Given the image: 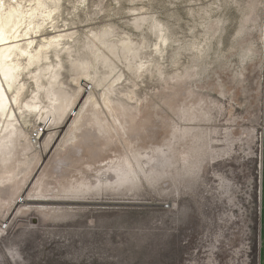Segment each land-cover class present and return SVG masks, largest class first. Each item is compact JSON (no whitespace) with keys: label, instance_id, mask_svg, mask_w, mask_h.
<instances>
[{"label":"rangeland","instance_id":"374dc122","mask_svg":"<svg viewBox=\"0 0 264 264\" xmlns=\"http://www.w3.org/2000/svg\"><path fill=\"white\" fill-rule=\"evenodd\" d=\"M45 1L32 35L65 34L45 47L62 84L23 73L22 126L0 149V264H255L264 0ZM95 171L124 192L23 200Z\"/></svg>","mask_w":264,"mask_h":264},{"label":"bare ground","instance_id":"6f19581e","mask_svg":"<svg viewBox=\"0 0 264 264\" xmlns=\"http://www.w3.org/2000/svg\"><path fill=\"white\" fill-rule=\"evenodd\" d=\"M12 1H13V3L10 2V1H7V0H0V149H2L5 146L2 143L3 135L8 133V132L17 131V124H19V126H22V124L20 122L21 120L19 119V116H18L17 112L21 109V106L19 105L20 102H22L20 100V97H21V93H22L23 89L25 88V81H22L23 80L22 79L23 73H29L31 75L32 80L35 81L37 89L46 88V90H48V93H50V91H52L51 88L53 86L62 84L61 82L56 80L58 74L56 73V71H54V65L52 64L53 62L51 63L49 61L50 60L49 55H48L49 52H48V49L45 48V47H48V48L51 47V46H54V48L58 47V45L61 42V39L65 36V34L64 35H62V34L54 35V36H52L50 38L47 37L48 39L47 38H43V39L41 38L42 39L41 42L36 43V40H35V38H33L32 33L35 34L34 31H35V29L37 31V28L39 27L40 24L39 23L35 24L33 22V18L36 16V14H38L37 11H39V10L41 11L42 10L43 6L41 7V5H42L41 3H42V1L44 2V0H29V2L27 1L28 2V6H26L27 4L26 5H22L21 2H19V0L17 1L19 3H15L14 0H12ZM20 1H22V0H20ZM47 1L48 0H46L45 2H47ZM34 3L37 4V5H33ZM48 3H49V1H48ZM43 4H45V3H43ZM46 7H48V6L46 5ZM53 9L52 10H48V11L49 12L53 11ZM46 11H45V13L48 12V11L47 12ZM45 13L43 12L44 16H45ZM42 15H41V17H42ZM49 18H50V15H49ZM49 18H47V16L45 17V19H49ZM46 21H49V20H46ZM40 28H41V26H40ZM64 49L67 50V48H65V47H64ZM55 55L57 56L56 52H55ZM79 65L83 66V65H85V63L82 62ZM41 78H43L45 80L44 83L41 81ZM54 94L55 93H53V95ZM53 95L50 96V95L47 94L48 102L50 103L46 107L48 109L47 113H52V109H54L56 107L55 104H56V101L58 99L56 98L57 96H55V98H54ZM35 96H37V93L35 94ZM27 106H28V108L29 107H33L32 104H28ZM23 111H25V110H23ZM22 120H24V119H22ZM39 124H43L42 121ZM34 131H32V133H30V137L29 138H30V141L32 142V145L36 147L37 143H39V141L43 137L45 129L43 128L42 132H38V129L36 128V129H34ZM170 159L171 158H169V160ZM155 162H157V161H155ZM96 164L94 166H96ZM154 165H155V163H154ZM98 169L99 168H97V170ZM121 171H123V170H121ZM112 172L113 171H109V172L104 171V172H99L97 174V171H95V174H97L95 176L98 179H95L94 183H92V185L87 186L88 188H80V187H77V186H73L69 190H66L65 192L58 193L55 197H50L48 199H41V198H31V199L30 198H26L25 199L24 198L23 200H26V201H37V202H45V201H49V200H51V201L52 200H54V201H76V200L84 201V200H86L88 198L87 196L90 195V194H92V196H93V194H95L96 196H99V195H102L104 193L107 194V193H110V192L111 193L124 192V190H125L124 187H116V186H113V185L110 184V181L115 178V174L112 173ZM82 176H81V178H83ZM127 176H129V174ZM127 176H126V179H127ZM68 179H69V175H68ZM103 179H107V181H109V182L107 184H103L104 183V182H102ZM78 181H79V178H78ZM84 181H85V179H84ZM86 181H88V180H86ZM97 181H99V182L101 181V183L97 184L96 183ZM188 183H187L188 186L191 187V188H193L195 186V185H192L190 179H188ZM184 190L187 191L186 189H184ZM97 199H98V197H97ZM103 199H104V197H103ZM16 202L18 203L19 200L16 201ZM55 206H57V205H55ZM33 208H34V206H33ZM35 208H36V211L43 218H48V220H50L49 219V215H48V211L49 210L48 211H44L43 210L44 208L42 206H35ZM68 208H70V207H68ZM71 208H72V206H71ZM57 209H59V206H58ZM54 211H56V210H54ZM70 211L72 212V210H70ZM75 240H77V239H75ZM74 243H76V242H74ZM63 244H65V243H63ZM159 244H161V243H159ZM60 246H62V245L60 244ZM71 256H73V255H71ZM9 259L12 260V262H14V263L18 262V258H15L14 256L10 257Z\"/></svg>","mask_w":264,"mask_h":264},{"label":"crops","instance_id":"0c3cea01","mask_svg":"<svg viewBox=\"0 0 264 264\" xmlns=\"http://www.w3.org/2000/svg\"><path fill=\"white\" fill-rule=\"evenodd\" d=\"M261 179L256 185V198L259 206L258 247L255 264H264V125L261 130Z\"/></svg>","mask_w":264,"mask_h":264},{"label":"built area","instance_id":"2783aa9c","mask_svg":"<svg viewBox=\"0 0 264 264\" xmlns=\"http://www.w3.org/2000/svg\"><path fill=\"white\" fill-rule=\"evenodd\" d=\"M37 127H35V129H36ZM38 129V132H42V128H37ZM35 132V131H34ZM35 136V135H34Z\"/></svg>","mask_w":264,"mask_h":264}]
</instances>
